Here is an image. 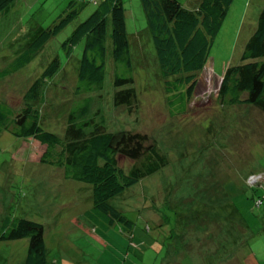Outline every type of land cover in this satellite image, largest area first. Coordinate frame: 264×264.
<instances>
[{
	"label": "rangeland",
	"instance_id": "1",
	"mask_svg": "<svg viewBox=\"0 0 264 264\" xmlns=\"http://www.w3.org/2000/svg\"><path fill=\"white\" fill-rule=\"evenodd\" d=\"M69 1L12 0L3 8L0 69L35 33L51 24ZM123 4L129 42L139 43L136 33L146 32L140 2L124 0ZM261 4L262 0H232L213 39L208 63L199 74L201 83L195 97L182 115L168 113L162 85L155 78V63L153 76L140 66L131 71L133 76L138 74L132 83L139 101L137 110L129 113L115 108L107 59L104 81L100 93H93L92 106H101L107 129L142 130L167 157L165 165L110 200L133 221L130 233L114 226L96 231L90 227L86 232L70 223L71 215L90 203V185L66 179L57 166L38 161L42 149L38 142L5 129L0 132V223L13 216L41 222L47 264H264V200L256 205L253 197L248 198L252 193L262 194L249 185L264 186V115L244 105L219 104L214 97L226 64L239 62ZM95 6L85 2L79 14L51 36L29 62L0 77V100L19 109L31 80L56 55L66 62L65 69L76 68L82 42L71 48L68 57L69 48L62 42ZM140 44L146 58L134 59L148 61L154 54L152 42L148 38L134 46L135 55L142 52ZM65 69L62 79L68 85L74 77L69 80ZM45 97L44 122L51 120L58 128L53 130L62 134L57 111L63 115L77 95L67 88L57 91L50 87ZM97 235H103L104 241ZM58 238L64 259L56 247ZM16 242L0 243V264H20L25 242Z\"/></svg>",
	"mask_w": 264,
	"mask_h": 264
},
{
	"label": "trees",
	"instance_id": "2",
	"mask_svg": "<svg viewBox=\"0 0 264 264\" xmlns=\"http://www.w3.org/2000/svg\"><path fill=\"white\" fill-rule=\"evenodd\" d=\"M11 1L0 0V11ZM80 1L70 0L51 24L35 33L14 59L0 69L2 77L29 62L51 36L79 14L85 2L96 4L62 42L63 47L69 48L67 57L71 48L82 42L76 68L65 69L66 62L63 64L56 55L31 80L19 109L0 100V132L5 129L15 136L35 140L42 146L38 161L57 166L66 179L90 185V203L71 215L72 224L86 232L90 227L96 231L114 226L121 232L130 233L133 221L110 200L165 165L167 157L155 140L142 130L107 129L101 106H92L93 93H100L104 81L106 61L108 59L107 65L111 66L115 108L129 113L137 110L139 101L132 83L138 74L133 76L131 71L140 66L153 76L155 63V78L162 85L168 113L182 115L195 97L197 85L201 83L199 74L208 63L213 39L232 0H188L184 3L179 0H139L146 32H137L136 38L139 43L149 38L154 48V54L144 62L134 59L136 56L146 58V54L140 44L142 52L135 55L138 51L134 46L139 43L137 40L129 42L124 0ZM259 8L255 27L243 44L239 62L226 64L214 97L219 104L244 105L264 115V0ZM64 69L69 80L74 77L68 85L62 79ZM50 87L57 91L67 88L77 95L63 115L57 111L56 117L60 119L57 124L62 127V134L53 130L58 128L51 120L44 122L45 117H42V108L48 102L45 90ZM121 160L129 163L123 164ZM249 186L254 188L253 191L258 187L262 194L252 193L248 198L253 197L256 205L263 203L264 186ZM44 231V225L33 219L4 218L0 223V243L9 245L11 241L24 240L20 264H47Z\"/></svg>",
	"mask_w": 264,
	"mask_h": 264
},
{
	"label": "crops",
	"instance_id": "3",
	"mask_svg": "<svg viewBox=\"0 0 264 264\" xmlns=\"http://www.w3.org/2000/svg\"><path fill=\"white\" fill-rule=\"evenodd\" d=\"M81 218H82V217H81ZM70 223H71V222H70ZM67 225H69V224H67ZM73 225H74V224H73ZM91 230H92V227H91ZM92 231H93V230H92ZM94 233H95V232H94ZM94 233L92 234L93 236H95ZM101 237H102V238H101ZM101 237H100V235H97V236H96V238H97L98 240L104 241V240H103V238H104L103 235H102ZM59 242H60V238H58V240L56 241V247H57L58 249L60 248ZM10 243L13 244V245H14V244L17 245L18 242H16V241H11ZM23 243H24V242H23ZM62 253H63V252L59 249V254H60V256H61V259L66 258Z\"/></svg>",
	"mask_w": 264,
	"mask_h": 264
}]
</instances>
